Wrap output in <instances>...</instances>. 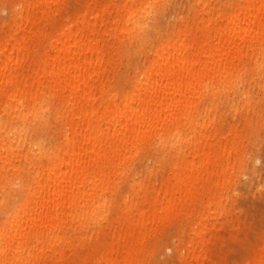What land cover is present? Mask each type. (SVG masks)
<instances>
[{"label":"bare ground","instance_id":"6f19581e","mask_svg":"<svg viewBox=\"0 0 264 264\" xmlns=\"http://www.w3.org/2000/svg\"><path fill=\"white\" fill-rule=\"evenodd\" d=\"M63 1L17 0L0 35V112L8 114L0 121V264L62 259L101 232L109 248L95 263L86 247L85 262L132 264L151 231L174 219L188 221L180 258L200 263L209 221L223 212L212 183L229 178L228 142L209 114L215 92L231 82L239 52L232 43L264 32V0L205 12L157 47L121 92L107 88L106 72L117 39L135 29L142 8L126 0L112 15L94 2L56 23ZM149 149L158 167L175 152L168 172L154 180L152 168L132 172V195L103 227L117 183ZM247 264H264V240Z\"/></svg>","mask_w":264,"mask_h":264},{"label":"rangeland","instance_id":"374dc122","mask_svg":"<svg viewBox=\"0 0 264 264\" xmlns=\"http://www.w3.org/2000/svg\"><path fill=\"white\" fill-rule=\"evenodd\" d=\"M16 1L0 0V35L9 27ZM125 1L64 0L52 18L56 23L63 16L72 18L94 2L100 7H108L113 15L122 10ZM237 2L239 0L129 1L133 9L142 8L143 17L133 31L117 39L113 64L106 72L107 88L118 92L128 90L135 70L147 62L157 47L179 35L185 27L198 23L205 12L226 13ZM232 44L239 52L236 64L228 73L231 82L226 81L225 87L215 92L209 114L211 126L219 129L220 136L228 142L225 150L229 154V163L224 173L229 178L222 182L218 175L212 183H218L212 191L220 192L223 212L210 219L209 224L214 223V228L207 257L197 264H247L264 240V32ZM200 109L202 116L203 105ZM7 118V113L0 112L1 122ZM53 128L54 118L51 117L47 128L51 131L49 134H53ZM185 152L183 146L180 156ZM157 155L156 150L149 149L132 161L127 174L112 192L110 213L102 221L103 227L107 221L116 218L124 197L132 195V172L152 168L153 180L168 172L167 161L175 157V152L168 153L159 167L153 162ZM188 240V221L174 219L165 222L147 236L140 255L132 264H185L179 254ZM110 241V237L101 232L88 245L74 246L65 258H50L46 264H92L109 248ZM86 247L93 252L92 262L84 260Z\"/></svg>","mask_w":264,"mask_h":264}]
</instances>
